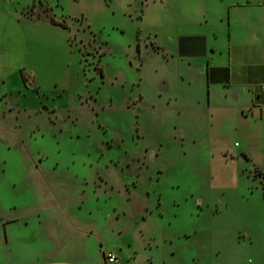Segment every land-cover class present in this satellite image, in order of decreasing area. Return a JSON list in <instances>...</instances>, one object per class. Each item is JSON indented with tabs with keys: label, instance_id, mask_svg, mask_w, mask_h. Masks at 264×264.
<instances>
[{
	"label": "rangeland",
	"instance_id": "rangeland-1",
	"mask_svg": "<svg viewBox=\"0 0 264 264\" xmlns=\"http://www.w3.org/2000/svg\"><path fill=\"white\" fill-rule=\"evenodd\" d=\"M232 1L0 0V264H264L260 127L178 53Z\"/></svg>",
	"mask_w": 264,
	"mask_h": 264
},
{
	"label": "crops",
	"instance_id": "crops-1",
	"mask_svg": "<svg viewBox=\"0 0 264 264\" xmlns=\"http://www.w3.org/2000/svg\"><path fill=\"white\" fill-rule=\"evenodd\" d=\"M24 16L41 19L36 14ZM220 19L212 30L206 27L181 35L178 53L199 59L198 63L204 66V72L202 67H196V71L200 73L199 79L204 73L209 84L208 103L215 111L222 114L230 110L231 117H242L260 127L245 135L250 144L247 146H251V137L264 139V0H233L228 7L227 29L222 23L224 17ZM256 169L254 178L264 184V167Z\"/></svg>",
	"mask_w": 264,
	"mask_h": 264
},
{
	"label": "built area",
	"instance_id": "built-area-1",
	"mask_svg": "<svg viewBox=\"0 0 264 264\" xmlns=\"http://www.w3.org/2000/svg\"><path fill=\"white\" fill-rule=\"evenodd\" d=\"M107 262H119V258L116 254L114 253H109L108 256L106 257Z\"/></svg>",
	"mask_w": 264,
	"mask_h": 264
}]
</instances>
